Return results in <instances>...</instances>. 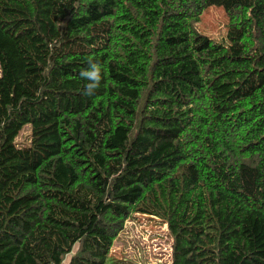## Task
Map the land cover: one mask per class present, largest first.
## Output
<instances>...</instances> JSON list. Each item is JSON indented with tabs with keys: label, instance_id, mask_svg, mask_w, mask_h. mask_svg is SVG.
I'll return each mask as SVG.
<instances>
[{
	"label": "trees",
	"instance_id": "obj_1",
	"mask_svg": "<svg viewBox=\"0 0 264 264\" xmlns=\"http://www.w3.org/2000/svg\"><path fill=\"white\" fill-rule=\"evenodd\" d=\"M137 215L169 264H264V0H0V264H105Z\"/></svg>",
	"mask_w": 264,
	"mask_h": 264
},
{
	"label": "rangeland",
	"instance_id": "obj_2",
	"mask_svg": "<svg viewBox=\"0 0 264 264\" xmlns=\"http://www.w3.org/2000/svg\"><path fill=\"white\" fill-rule=\"evenodd\" d=\"M196 28L213 42L228 48V18L222 9L210 8L204 11ZM29 129L25 127L16 139L18 146L23 147L29 143ZM170 245L171 239L162 222L137 215L124 226L105 264H169ZM67 259L68 256L63 264Z\"/></svg>",
	"mask_w": 264,
	"mask_h": 264
},
{
	"label": "clouds",
	"instance_id": "obj_3",
	"mask_svg": "<svg viewBox=\"0 0 264 264\" xmlns=\"http://www.w3.org/2000/svg\"><path fill=\"white\" fill-rule=\"evenodd\" d=\"M80 77L86 81L84 85V95H91L99 87L101 81V68L95 62H89L88 67L79 73Z\"/></svg>",
	"mask_w": 264,
	"mask_h": 264
}]
</instances>
